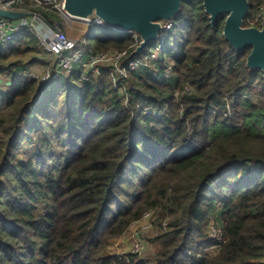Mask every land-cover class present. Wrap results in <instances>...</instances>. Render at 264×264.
I'll list each match as a JSON object with an SVG mask.
<instances>
[{"label":"trees","instance_id":"16d2710c","mask_svg":"<svg viewBox=\"0 0 264 264\" xmlns=\"http://www.w3.org/2000/svg\"><path fill=\"white\" fill-rule=\"evenodd\" d=\"M263 5L249 0L244 26H261ZM225 17L211 25L202 0H183L161 58L128 72L127 104L106 71L81 79L82 63L61 80L24 77L46 61L33 32L0 44V75L12 80L0 89V264H264L260 71L245 65L250 48L223 37ZM90 31L86 56L135 49L129 34ZM148 209L168 221L141 233L154 249L108 253ZM211 216L225 238L215 254Z\"/></svg>","mask_w":264,"mask_h":264},{"label":"built area","instance_id":"2783aa9c","mask_svg":"<svg viewBox=\"0 0 264 264\" xmlns=\"http://www.w3.org/2000/svg\"><path fill=\"white\" fill-rule=\"evenodd\" d=\"M38 8L54 11L65 20H77L85 23L89 31L84 33L85 39H82V46L86 45L85 41H87V37L91 33V27L106 26L105 23L95 15L85 20L70 18L64 10V0H0V9L35 13L17 19H7L0 16V44L9 43L17 38L22 31L28 30L34 33L40 44L43 46L42 50L45 52V56H48V54L53 56L52 61L48 60L46 57V61L42 64L43 66H40V69L43 67V74L41 76L36 72L37 69L35 68L38 67L36 64L26 70L23 73V76L36 80L38 83L61 80L63 76L71 73L77 64L82 63L84 69L81 71V79L87 80L91 75H99L103 71H106L113 89L118 97L126 104L128 102L126 90L128 72L137 70L141 66L147 65L151 62H157L161 58L164 45L174 24L172 20L162 21V28L159 31L157 40L147 46L143 50L142 55L139 54L129 58V52L127 49L109 48L107 50L90 53L86 56L83 48L74 47V43L66 37L63 31L64 24L57 22L59 20H54L52 24L49 22L45 23L36 15L37 12H35L34 9ZM263 15L264 5L259 8L256 14V19H262ZM111 29L119 34L131 35V38L133 39L132 46L134 48L140 43L141 38L136 32L117 30L114 28ZM162 68L166 77L170 78L175 75L173 64L164 63ZM11 81L10 77H0V89L5 85L10 84ZM255 85L260 92L259 96L262 94L263 98L261 99L264 101V72L260 71L259 78ZM190 89V85H185L186 91ZM176 94L177 92H175V95ZM234 97L235 95H232L231 99H228L226 102L225 107L228 111L230 110L231 101ZM145 112L156 114L152 104L145 107ZM155 216V209L145 210L142 216L133 221L129 227L148 221L149 229L141 228L137 230V236L138 238H141L142 232L151 229L152 223L154 224ZM167 225L168 221H164L159 227L163 230L168 228ZM208 235L213 242V245L208 249V252L209 254H215L225 242L221 224L211 223L209 225ZM143 248L142 242L138 239L132 244L130 252L140 254ZM213 248H216V251L211 253Z\"/></svg>","mask_w":264,"mask_h":264},{"label":"water","instance_id":"95a60500","mask_svg":"<svg viewBox=\"0 0 264 264\" xmlns=\"http://www.w3.org/2000/svg\"><path fill=\"white\" fill-rule=\"evenodd\" d=\"M182 1L64 0V10L73 19L85 20L95 15L106 27L138 33L141 40L129 55L132 58L157 40L162 21L172 20L181 10ZM202 5L211 25L216 23L219 16L226 15L223 37L237 52L250 48L245 61L246 67L264 72V15L260 27L244 26L249 0H202ZM33 14L35 13L0 9V16L7 19ZM36 15L48 23L38 13Z\"/></svg>","mask_w":264,"mask_h":264},{"label":"rangeland","instance_id":"374dc122","mask_svg":"<svg viewBox=\"0 0 264 264\" xmlns=\"http://www.w3.org/2000/svg\"><path fill=\"white\" fill-rule=\"evenodd\" d=\"M259 19V18H258ZM57 22H60V23H63L64 24V26H63V31H64V33H65V35H66V37L67 38H69L70 40H71V42L72 43H74V47H80V48H83V42H82V39H85V37H84V33L86 32V31H89V29H88V27L86 26V24L85 23H83V22H81V21H75V20H65L64 18H62V19H60L59 21H57ZM173 26H174V24H173ZM38 41V45H39V48H40V51H41V56L42 57H47V59L48 60H53V56L52 55H50V54H48V56H45V52H43V46L40 44V42H39V40H37ZM76 43V44H75ZM85 43L87 44V45H89L90 46V44H91V38H90V35L87 37V41H85ZM83 50H84V48H83ZM166 63H170V64H174L173 62H169V61H167ZM43 64V62H40V63H38L37 65H38V67H36L35 69H37L36 70V72L41 76L42 74H43V67L40 69V66H43L42 65ZM0 77H4V78H7V77H10L8 74H2V75H0ZM251 94V93H250ZM253 94V93H252ZM254 96H257L256 94H253ZM249 98H250V96L249 95H247ZM258 98L259 99H261V98H263L262 97V94H260V96L259 97H254V99L256 100H258ZM262 100V99H261ZM155 212H156V210H155ZM214 224V223H217V224H220V222L219 221H216L215 219H213V216H211L210 218H209V220H208V224H207V231H209V225L210 224ZM141 228H145V229H149L150 227H149V222L148 221H144V222H142V223H140V224H135L134 226H130V227H128V230H126V232L122 235V236H120L119 238H117V239H115L114 241H113V243L112 244H115V243H117V246H119V244L120 243H122L124 240H125V242H128V241H130V237L132 238L131 240H132V244H134V242L136 241V240H138V239H140V241L142 242V244H143V249H145V247H146V245H148V244H146L145 243V241L146 240H144L143 238H142V235H141V238H138V236H137V230H139V229H141ZM153 228V229H152ZM155 230H161V228L156 224V223H152V227H151V229L150 230H147V231H144V232H142L144 235H146V234H149V235H153V233L154 234H158V231H155ZM132 244H131V247H132ZM156 245H148V247L147 248H149L151 251L154 249V247H155ZM110 249H108L107 251H109ZM130 250H131V248H130ZM130 250L129 251H127V252H130ZM216 251V248H213L212 250H211V253H213V252H215ZM112 254H116V253H112Z\"/></svg>","mask_w":264,"mask_h":264},{"label":"crops","instance_id":"0c3cea01","mask_svg":"<svg viewBox=\"0 0 264 264\" xmlns=\"http://www.w3.org/2000/svg\"><path fill=\"white\" fill-rule=\"evenodd\" d=\"M129 239L130 241L125 242L124 240L122 243L119 244V246H117V243L112 244V246L109 248L110 250L108 251V253H116V254L127 253V251H129L131 248V244L133 243L131 240L132 238L130 237Z\"/></svg>","mask_w":264,"mask_h":264}]
</instances>
